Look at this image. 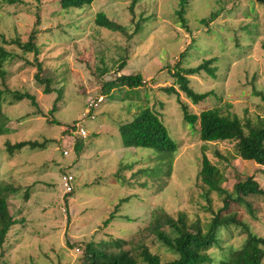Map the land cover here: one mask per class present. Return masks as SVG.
Returning <instances> with one entry per match:
<instances>
[{
	"label": "rangeland",
	"instance_id": "374dc122",
	"mask_svg": "<svg viewBox=\"0 0 264 264\" xmlns=\"http://www.w3.org/2000/svg\"><path fill=\"white\" fill-rule=\"evenodd\" d=\"M186 1L180 15L179 0H94L68 8L59 0H0V182L15 189L7 198L17 221L0 247V264H81L89 241H107L108 252L143 242L162 262L174 258L149 223L154 212L164 211L207 229L224 195L206 196L198 175L203 155L228 191L251 175L264 189V165L238 157L234 141H202L181 110L185 102L195 114L217 108L242 122L264 116L257 94H264V0ZM101 14L116 29L102 25ZM33 29L35 50L13 42H26ZM206 60H212L215 77L203 69L188 75L194 91L207 93L194 103L173 73ZM37 70L53 92H43ZM136 73L141 86L120 83L121 75ZM167 86L177 94L160 89ZM14 91L33 94L38 106L17 101ZM145 106L164 123L174 152L123 145L119 126ZM81 128L87 133L82 138ZM21 141L37 144L13 146ZM64 174L74 176L68 194ZM245 201L228 200L220 213L233 219L228 247L220 249L216 241V248L201 253L220 249L224 255L249 233L264 238V196L251 194ZM115 238L131 243L117 247L110 244Z\"/></svg>",
	"mask_w": 264,
	"mask_h": 264
},
{
	"label": "trees",
	"instance_id": "16d2710c",
	"mask_svg": "<svg viewBox=\"0 0 264 264\" xmlns=\"http://www.w3.org/2000/svg\"><path fill=\"white\" fill-rule=\"evenodd\" d=\"M93 1L59 0V6L61 8L81 7L90 5ZM186 3V0H179L180 9L178 12L180 15L183 13ZM214 15L212 13L209 19H212ZM99 18L101 19L99 20L100 23L104 22L102 25L116 29V26L104 19L102 14L99 15ZM207 20L208 18L205 17L201 19V22L205 23ZM34 38L35 30L33 29L26 42H21L18 39L13 40V42L25 51H33L35 50ZM262 48L264 49V42ZM211 61L206 60L196 67L177 69L173 73L179 89L194 103L206 98L207 93L202 94L194 91L189 85L188 75L199 73L203 69L210 76L215 77V67H209ZM124 66L125 62L122 61L120 67L123 68ZM39 73L40 70H37L34 77L37 83L44 85L43 92L46 94L53 92L54 90L50 87V80L40 78ZM119 81L123 86L136 88L142 85L143 77L140 73L127 74L121 75ZM112 84V81L107 82L105 87L107 85L111 87ZM160 89L167 92V94H177V90L173 86ZM257 94L261 96L264 102V94ZM14 96L17 101L27 99L32 105L38 106L35 96L29 92L14 91ZM56 108L55 102L49 112H54ZM181 110L183 120L196 127L202 141H234L238 157L264 165V116H258L253 122L249 118L242 122L236 114H223L217 108L203 109L195 114L189 111L185 102H181ZM119 132L124 146L147 147L163 153H172L177 149L176 143L168 135L162 120L148 106L142 108L130 121L121 124ZM28 144L31 147H36L37 143L34 141H21L13 146L20 149ZM80 147L81 141H76L74 149L79 152ZM201 162L198 175L200 181L207 187L206 196L211 191L224 195L223 206L218 212L214 213L207 224V229L203 231L199 225H188L182 214H179L178 218H173L164 211L154 212L149 223L150 230L165 247L175 254L174 258L162 262L160 256L157 253H152L143 242H132L127 250L120 248L119 251L108 252L103 247L107 244V241H89L84 245V257L81 264H207L210 261V253L204 254L200 250L213 246L218 241L216 239L217 228L220 225L227 226V223L233 221L232 218L223 220L220 215L222 210L228 208V200L245 203V197L251 194L264 196V189L251 175L244 180L237 181L230 192L222 187L224 177L206 155H203ZM14 191L15 189L12 186L0 182V247L3 245L10 228L17 222L8 209L7 197L9 193ZM105 222H108V220ZM123 243L130 244L131 242L120 238L110 241V244H115L117 247H120ZM262 245H264L263 237L249 233L240 247L236 249L229 248L225 251L222 264H264V248Z\"/></svg>",
	"mask_w": 264,
	"mask_h": 264
},
{
	"label": "clouds",
	"instance_id": "9594fccd",
	"mask_svg": "<svg viewBox=\"0 0 264 264\" xmlns=\"http://www.w3.org/2000/svg\"><path fill=\"white\" fill-rule=\"evenodd\" d=\"M234 228L233 225H220L216 230V239L220 242V249H224L228 247L229 241L227 239V234L230 230ZM212 248H216V245H213ZM220 249H217L214 254L210 255V260L214 262V264H222L224 259L222 252Z\"/></svg>",
	"mask_w": 264,
	"mask_h": 264
},
{
	"label": "built area",
	"instance_id": "2783aa9c",
	"mask_svg": "<svg viewBox=\"0 0 264 264\" xmlns=\"http://www.w3.org/2000/svg\"><path fill=\"white\" fill-rule=\"evenodd\" d=\"M100 100H102V97H100V98H98V101H100ZM90 105L92 106V105H94V106H96L97 105V103L95 102H91L90 103ZM78 134L81 136V137H85L86 136V130H84L83 128H81V129H79L78 130ZM72 149V148H71ZM70 149V150H71ZM68 148L67 149H65V150H63V154L64 155H68L69 154V151H70ZM73 180H74V176L73 175H71V174H64V175H62L61 176V181H62V188H63V192L65 193V194H68V193H71L72 192V190H73V186H72V182H73Z\"/></svg>",
	"mask_w": 264,
	"mask_h": 264
}]
</instances>
